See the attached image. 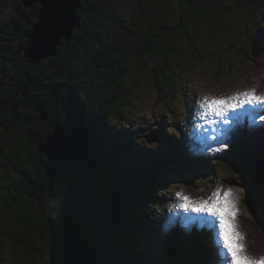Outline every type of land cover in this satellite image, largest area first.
I'll use <instances>...</instances> for the list:
<instances>
[{"label":"trees","instance_id":"trees-1","mask_svg":"<svg viewBox=\"0 0 264 264\" xmlns=\"http://www.w3.org/2000/svg\"><path fill=\"white\" fill-rule=\"evenodd\" d=\"M127 1L133 2L129 17L123 10ZM176 3L170 11L166 0H83L79 27L55 55L35 64L23 52L41 5L0 0V247L7 264H66L68 241L80 244L91 264L153 262L149 243L166 234L154 216L169 161L165 156L160 168L135 169L131 157H124L134 143L117 132L131 101L128 81L148 68L162 92L174 81L175 69L190 61L185 48L197 35L202 38L201 26L220 28L228 14L254 13L257 0ZM260 30L254 39L264 45ZM56 125L71 127L80 148L67 179L47 178L48 160L39 149ZM255 134L243 131V148L235 149L230 165L249 206L264 217V146L258 145L264 131ZM152 224L157 232H149ZM165 226L173 227L167 236L171 255H184L181 229ZM189 246L193 253L198 246L206 258L203 240ZM191 255L179 264H197Z\"/></svg>","mask_w":264,"mask_h":264},{"label":"rangeland","instance_id":"rangeland-1","mask_svg":"<svg viewBox=\"0 0 264 264\" xmlns=\"http://www.w3.org/2000/svg\"><path fill=\"white\" fill-rule=\"evenodd\" d=\"M166 3L170 11L177 8L176 0H166ZM132 8V1L125 2L124 14L129 17ZM173 13V21L178 23L180 12L177 10ZM260 14H264V0H257L254 13L243 11L236 15H226L222 23L224 25L220 28L217 24L212 27L208 24L201 26L202 33L206 29L203 34L199 31L202 38L197 35L193 38V45L189 44L185 48V57L190 61L186 60L181 68L175 69L174 81L169 82L162 92L157 87L153 72L148 68L142 69L138 75L133 73L127 84L131 89V101L129 100L128 112L124 115L125 124L118 127L117 132L121 131L118 134L120 137H133L134 143L127 145L129 154L124 157H131L127 160L135 164V169L141 165H150L149 169L160 168V164L165 162L164 157H168L169 166L164 170L165 192L161 196L163 200H159L160 210L155 212L154 219L161 225L184 223L178 224L182 226L179 232L184 238L179 240L182 243L187 242V247H190L189 243L203 240L208 247L206 258L198 246L194 247L195 253L191 251L192 256L199 257L203 264H218L214 236L206 225L192 223L190 228L185 227L186 217H194V214L185 213L176 207L181 202L176 193L181 189L185 194L197 198L207 197L217 185L225 189L232 187L243 198L239 205V225L246 235L248 251L255 256L264 255V217L249 206L242 180L230 165L235 149L243 148L241 144L244 138L240 131L233 132L223 122L209 125L206 121L196 120L194 116L199 101L205 95L229 96L253 88L257 94H264V45L254 39L257 37L254 33L258 34L261 27H264V18L259 20ZM261 37L264 39L262 31ZM187 109L188 113L192 112L189 119L185 115ZM245 109L250 115L244 117L240 125L247 123L248 125L242 127L247 132L252 131L249 128H256L254 133L257 134L254 136L258 137L263 131L260 129L264 128V121L260 120V116L264 115V107L257 106L253 109L246 105ZM252 117H255L254 121ZM194 124L202 125L195 133ZM213 135L219 139H211ZM151 136L153 140H149ZM205 137L206 143L202 144L200 141ZM221 141L226 142L227 147ZM258 142L260 147L262 144L264 146V140ZM251 146L250 142L245 145L247 148ZM217 148L221 150L216 151ZM178 216L184 221L179 220ZM157 224H152L153 229L149 232H157ZM200 231L204 235H198L197 232ZM164 232L165 237L157 235L149 243L153 254V262L150 264H178V256L175 258L165 254V249L172 250V247L167 242L170 230ZM1 250L0 247V264H7L2 260Z\"/></svg>","mask_w":264,"mask_h":264},{"label":"snow or ice","instance_id":"snow-or-ice-1","mask_svg":"<svg viewBox=\"0 0 264 264\" xmlns=\"http://www.w3.org/2000/svg\"><path fill=\"white\" fill-rule=\"evenodd\" d=\"M246 105L255 109L264 107V94H257L256 89L235 93L229 96L205 95L198 103V110L194 116L196 120L206 121L209 125L220 122L225 123L235 132L239 130L240 122L250 114L245 109ZM243 110V111H241ZM253 121L255 117H252ZM264 121V115L260 116ZM233 125L236 127L233 128ZM200 124H194L193 133L198 132ZM217 140L219 137L211 136ZM207 137L200 142L206 143ZM224 147L227 143L221 141ZM221 149L217 148L216 151ZM176 195L180 203L176 207L185 213L194 214L186 217L185 227L190 228L192 223L199 222L207 226L214 236V243L218 256V264H264V255L255 256L249 253L246 244V235L240 229L241 216L239 205L242 197L233 191L232 187L224 188L217 185L207 197L193 198L181 189ZM196 218H199L197 221Z\"/></svg>","mask_w":264,"mask_h":264},{"label":"water","instance_id":"water-1","mask_svg":"<svg viewBox=\"0 0 264 264\" xmlns=\"http://www.w3.org/2000/svg\"><path fill=\"white\" fill-rule=\"evenodd\" d=\"M83 0H25L26 6L35 3L41 5L36 20L27 34V42L24 47L23 58L29 63H39L50 56L55 55L58 47L64 39H69L72 32L79 27L80 16L78 8ZM151 136L149 140H153ZM40 151L47 157L46 176L53 178H69L80 158V148L74 133L68 125H56L48 133L46 141H40ZM190 247L185 248V254L171 255V249H165L169 257H177L187 261L191 254ZM192 256V255H191ZM190 256V257H191ZM66 264H91L89 253L74 241H68L65 245ZM185 257V258H184ZM195 258V256H193ZM197 264H203L196 257Z\"/></svg>","mask_w":264,"mask_h":264},{"label":"bare ground","instance_id":"bare-ground-1","mask_svg":"<svg viewBox=\"0 0 264 264\" xmlns=\"http://www.w3.org/2000/svg\"><path fill=\"white\" fill-rule=\"evenodd\" d=\"M192 113V112H191ZM191 113L189 112L187 116H189V114L191 115ZM242 126V125H241ZM190 141H191V138L189 137ZM182 216V215H181ZM181 216H178L179 218H182ZM177 227H181L179 225H177ZM187 247V244H185V248ZM206 254V253H205ZM212 258V257H211Z\"/></svg>","mask_w":264,"mask_h":264}]
</instances>
